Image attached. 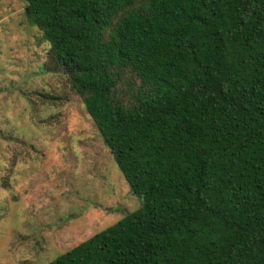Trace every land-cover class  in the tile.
Instances as JSON below:
<instances>
[{
  "label": "trees",
  "instance_id": "trees-1",
  "mask_svg": "<svg viewBox=\"0 0 264 264\" xmlns=\"http://www.w3.org/2000/svg\"><path fill=\"white\" fill-rule=\"evenodd\" d=\"M132 192L48 264H264V0H26Z\"/></svg>",
  "mask_w": 264,
  "mask_h": 264
},
{
  "label": "rangeland",
  "instance_id": "rangeland-1",
  "mask_svg": "<svg viewBox=\"0 0 264 264\" xmlns=\"http://www.w3.org/2000/svg\"><path fill=\"white\" fill-rule=\"evenodd\" d=\"M26 0H0V264H48L141 207Z\"/></svg>",
  "mask_w": 264,
  "mask_h": 264
}]
</instances>
